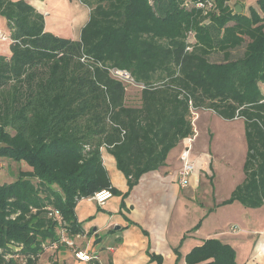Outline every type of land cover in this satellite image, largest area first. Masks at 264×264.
Here are the masks:
<instances>
[{"label": "trees", "instance_id": "trees-1", "mask_svg": "<svg viewBox=\"0 0 264 264\" xmlns=\"http://www.w3.org/2000/svg\"><path fill=\"white\" fill-rule=\"evenodd\" d=\"M79 1L88 20L79 39H69L46 31L44 15L26 0H0L9 39V53L0 54V156L28 165L0 184V264H36L62 226L71 238L81 235L75 206L98 190L110 189L123 205L141 177L194 134L196 109L244 123L243 180L223 203H264V0L248 14L229 0ZM242 43L243 56L230 59ZM213 51L223 61H210ZM113 69L142 86L136 104ZM104 151L126 192L111 184ZM184 260L239 264L216 238Z\"/></svg>", "mask_w": 264, "mask_h": 264}, {"label": "crops", "instance_id": "crops-1", "mask_svg": "<svg viewBox=\"0 0 264 264\" xmlns=\"http://www.w3.org/2000/svg\"><path fill=\"white\" fill-rule=\"evenodd\" d=\"M26 1L44 15L46 31L60 36L58 30H66L70 26L72 34H75L76 30V35L64 37L79 39L80 30L88 20L89 8L86 5L79 0H74L76 2L73 3L76 5L73 6L74 9L70 8L67 18L62 15L57 3H52L51 0ZM60 1L63 4L61 9L69 8L64 7L65 0ZM254 2L241 0L240 12L248 14L246 11ZM228 3L233 7L238 4L236 0H229ZM66 19L67 22H65ZM4 34L7 40H1L0 54L9 53L7 26ZM201 111L203 112L197 113L193 120L195 133L189 155L194 162V169L189 176L188 186L180 187L177 182L180 168L179 155L185 145L184 140H181L168 152L164 165L157 170L145 173L128 191L123 197V205L121 202L119 204V200H112L114 195L102 205L89 198L80 199L82 201L80 204H78L80 200L77 202L75 214L83 228V233L73 238L78 249L97 257L100 264H186L184 260L186 253L193 247L201 245L204 240L216 238L233 247L239 264H264V203L257 208H246L237 201L223 203L243 177L240 182L228 189L225 197H215L213 183L215 167L208 149V142L212 141L213 137L209 141L206 139L205 151L201 143H203L204 131L212 135L208 127L209 120L220 116L212 110ZM223 120H238L243 123L240 118ZM103 163L111 184L122 193L126 192V180L116 168L113 156L107 151L103 153ZM211 176L213 178L206 185L204 181L209 180ZM112 180H116V184ZM198 193L206 197V200L200 201L199 208L202 210L200 219L196 224L194 220L185 223L186 226L180 224L178 231L173 232L172 225L174 224L176 228L177 222L180 223L181 218L178 216H182L184 210L186 214L188 203L198 202L195 198ZM93 205L102 211L94 212ZM177 208L181 210L177 212ZM231 228H235L236 231H232ZM101 233L105 234L103 241ZM132 233L135 235L132 236ZM126 245H130L132 249ZM48 251V255L53 252L50 249ZM117 254L125 257L121 259L122 262H117ZM151 254L158 257L150 258ZM70 259H74L78 264H87V262L76 260L68 247L60 246L56 250L54 260L59 264H69ZM42 264H49V262L46 259Z\"/></svg>", "mask_w": 264, "mask_h": 264}, {"label": "rangeland", "instance_id": "rangeland-1", "mask_svg": "<svg viewBox=\"0 0 264 264\" xmlns=\"http://www.w3.org/2000/svg\"><path fill=\"white\" fill-rule=\"evenodd\" d=\"M51 1L52 3H57L56 5L58 9L61 11L62 15L67 18L69 15L70 8H73V6L76 5L75 3H73V2H76L74 0H65L66 4H64V7H69V8H66V10H64V9H61L62 8L61 6L63 4H61L60 0H51ZM149 1L152 2V0H149ZM250 1L251 2L255 1L254 3H256L257 0H250ZM254 3L252 4L253 6H255ZM191 5H192V2L190 0H185L182 3V6H185V7H189ZM237 5L241 6V3L238 2ZM246 12L248 13V11ZM65 22H67V19ZM6 26H7L6 19L0 16V32L5 33ZM69 28L70 26H68L66 30L65 29L58 30L60 37H64V36L72 37V35H76L77 33L76 30H75V34H72V31ZM69 39H72V38H69ZM4 40H7V38ZM0 42L2 41L0 40ZM244 50H245V43H242L240 46L232 49L230 53V59L234 60V59L242 57ZM208 59L212 62H221L223 61V55L220 51H213L212 53L209 54ZM138 96H139V88L133 84H129L127 86L128 104H136L138 100ZM201 110H204V109H199V110L196 109V115L199 112H203ZM196 115H195V118H196ZM215 118L216 119H213L212 117L209 120V124H208L209 131L212 133V135H209L210 133H207V131H204L202 135V137L204 138L202 140L203 143H201V146L203 150L205 151L206 139L209 141V139L213 137V140L208 142V147H209L208 149L211 153L210 155L213 157L214 167H215V176L214 178L212 176L209 177V180H205L204 182L206 183V185H208L211 178H213L215 197L220 198V197H225V195H227L228 193L227 192L228 189L231 186L235 185L236 183L240 182L241 178L243 177L242 176L243 175L242 161H243V154L246 151V144L244 140L243 123L241 121H238V120L237 121H226V120L221 119L218 116H216ZM197 125H198V120H197L196 126ZM106 166H108V164ZM27 168H28V165L23 160H14V159L0 156V184L9 183L15 180L17 177L18 171L20 169L24 170ZM112 181L114 184H116L115 182L116 180L115 181L112 180ZM195 198L197 199L198 202L192 201V203H188L186 214H184L185 212L184 210L182 211L183 215L178 216L179 218H181L180 223L177 222L176 228L174 224L172 225L173 232L175 230L178 231V225L180 224L181 225L184 224V226H186V224L192 220H194V223L196 224L198 220L200 219L201 213H202V210L199 208L200 201L206 200V197L204 198L203 196L200 195V193H198L195 195ZM112 200H119V204H120L121 197L120 195H114ZM81 202L82 201L80 200L78 204H80ZM93 206H94V210H93L94 212L100 213L102 211L100 209L98 210L96 208V205H93ZM180 210H181L180 208H177V212H179ZM227 212L228 211H226V213ZM134 235L135 233H132V236ZM101 236H102L101 240L103 241L105 239V234L101 233ZM126 247L132 249L130 245H126ZM55 253L53 256H51V255H48L49 254L48 250L45 251V253L38 260L37 264H42V262H45L46 259H47V262H49V264L54 263ZM117 255H118L117 262H120L122 258H125L124 256L123 257L119 256V254ZM69 262H70L69 264H78V262H76L74 259H70Z\"/></svg>", "mask_w": 264, "mask_h": 264}, {"label": "built area", "instance_id": "built-area-1", "mask_svg": "<svg viewBox=\"0 0 264 264\" xmlns=\"http://www.w3.org/2000/svg\"><path fill=\"white\" fill-rule=\"evenodd\" d=\"M197 5L200 6L201 3H198ZM209 6H211L210 3H209ZM6 38H7L6 34H3L2 32H0V40H4ZM187 49H191V47L188 46ZM110 72L115 78H117V79H119V80H121L127 84H133L139 88L142 87L141 85L135 84L133 79L131 78L129 72H127L125 70L113 69V70H110ZM193 114H194V118H195L196 110L193 111ZM194 133H195V130H194ZM193 138H194V134L190 137L183 139L185 142V145L183 147L182 152L179 155L180 168L178 170V176H177V182H178L180 187L188 186L189 176L192 174L193 169H194V162L190 159V155H189ZM111 196H112L111 190L108 188H105V189H101V190L94 192L88 198L91 200H94L96 203L102 205ZM56 218L58 220H60L61 224H63V225L65 224V221H63L59 215H56ZM231 230L236 231L235 228H231ZM77 236H79V235H77ZM60 246H65V247H70V248L72 247L73 256L78 261L87 262L93 257L87 251L73 248L74 247V240H73V238L66 235V228L63 226L58 231L57 239L50 242L47 245L46 249L57 250Z\"/></svg>", "mask_w": 264, "mask_h": 264}, {"label": "water", "instance_id": "water-1", "mask_svg": "<svg viewBox=\"0 0 264 264\" xmlns=\"http://www.w3.org/2000/svg\"><path fill=\"white\" fill-rule=\"evenodd\" d=\"M240 9H241V6H240V5H236V6L234 7V11L237 12V13L240 12ZM1 146H7V145L4 144V143H1Z\"/></svg>", "mask_w": 264, "mask_h": 264}]
</instances>
